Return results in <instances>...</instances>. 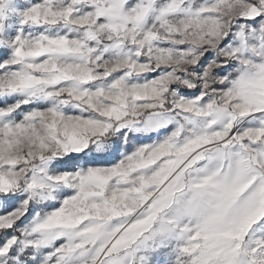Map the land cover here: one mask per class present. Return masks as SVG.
<instances>
[{"label":"snow or ice","instance_id":"1","mask_svg":"<svg viewBox=\"0 0 264 264\" xmlns=\"http://www.w3.org/2000/svg\"><path fill=\"white\" fill-rule=\"evenodd\" d=\"M0 264H264V0H0Z\"/></svg>","mask_w":264,"mask_h":264}]
</instances>
